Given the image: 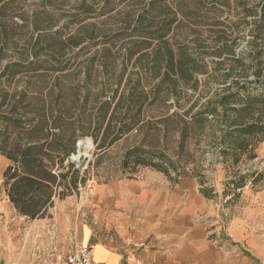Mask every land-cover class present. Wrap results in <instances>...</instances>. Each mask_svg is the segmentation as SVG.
<instances>
[{"label":"trees","instance_id":"16d2710c","mask_svg":"<svg viewBox=\"0 0 264 264\" xmlns=\"http://www.w3.org/2000/svg\"><path fill=\"white\" fill-rule=\"evenodd\" d=\"M123 1H79L69 18V24L78 27L67 36L65 25L53 29L59 19L50 9L60 7L61 0L33 3L20 17V24L35 33L26 46L32 57L4 64L9 3L0 5V155L8 160L2 188L15 210L28 219L45 217L55 197L72 195L89 179L88 172L79 178V168L70 161L83 136L93 140L99 161L102 151L134 134V142L122 153L121 172L149 167L177 183L188 167L198 180L199 193L208 199L215 193L201 174L205 153L234 166L253 159L256 144L264 141V4L260 11L245 10L256 18L242 19L250 25L248 47L236 52L238 39L230 41L222 34L211 42L194 38L191 44L173 45L169 40L178 13L195 17L200 9L215 11V0ZM116 8L119 25L96 27L94 21L114 17L109 14ZM241 24L226 25L238 30ZM85 40L100 47L88 58L86 77L68 103L58 81L46 92L37 82L13 83L19 74L67 71L71 64L64 55ZM45 50L48 53L41 56ZM96 62L104 79L93 91L89 83ZM210 81L221 86L203 102L160 112V96L177 101L182 87L194 92ZM152 108L156 114L150 113ZM263 177L264 167L232 171L224 184L231 196L227 202L238 197L248 181L255 184Z\"/></svg>","mask_w":264,"mask_h":264},{"label":"rangeland","instance_id":"374dc122","mask_svg":"<svg viewBox=\"0 0 264 264\" xmlns=\"http://www.w3.org/2000/svg\"><path fill=\"white\" fill-rule=\"evenodd\" d=\"M61 1L60 7L50 9L52 14L59 19L58 24L53 29L55 30L65 25V36H67L72 34L78 27V24H69V18L74 12L73 7L81 0ZM115 1L118 2V0ZM178 1L174 0V2ZM4 2L9 3L5 13L6 16H4L9 32L7 33L8 44L3 49L1 64L31 58L32 54L27 50L26 46L28 45L27 41L35 37V33L31 27L20 24L22 23L20 17L24 11H29L33 7L32 4L38 3L39 0H0V5ZM123 2L122 5L128 3L129 0H124ZM214 3L215 11L205 12L200 9L195 17L183 16L178 13L177 21L169 34L170 42L173 45L191 44L194 38L207 39V42H211L219 34H222L230 41L234 38L238 39L235 46L236 52L247 48L250 25H245L242 19L252 21L256 17L248 16L245 10L260 11L264 0H215ZM122 5L120 4L119 7H122ZM118 9L116 8L109 14L114 15V17L107 20L102 17L94 21L96 27H116L119 25L120 17L115 16ZM11 19L16 21V23H13ZM102 20H105V24L97 23ZM90 21L92 19L87 22ZM228 21H234L237 24L242 22V24L236 30L233 27H227ZM90 44L92 43L85 40L79 47L66 52L63 58L69 59L71 67L65 72L38 71L32 74H19L12 81L17 85H22L26 81L37 82L45 87L43 89L44 92L48 91L58 81L62 89L63 100L68 103L71 100L72 93L77 88L76 86L83 83L86 77L85 66L88 58L100 47L90 46ZM46 53L48 52L45 50L41 53V56H45ZM214 59L217 58L214 57ZM101 70L98 62H96L91 82L89 83L93 91H96V83H100L104 79ZM202 77H205V75L197 76V78ZM220 86V84L210 81L206 88L200 85L198 90L194 92L182 87L177 101L170 96H160L157 102L160 106L159 110L160 112L171 113L179 107L185 109V107H188L196 100L201 103ZM150 113L156 114L157 110L152 108ZM88 139L92 143L90 149L86 148ZM78 141L84 143L83 147L80 148L82 154L73 162L76 164L75 167L79 168V178L86 177L85 172H88L89 179L86 180L84 185L79 184L72 195L62 199L55 197L47 215L41 220L45 225L34 226L30 234L28 228L35 223V219H28L20 215L16 210L12 211L10 216V226L14 230L15 238L20 241L27 239L24 246L34 259H44L45 264H49L57 257L63 258L67 252L69 253L74 248L85 245L81 244V236L83 228L88 232L86 226L89 227L91 234L99 240H105V242L112 240L115 242L114 246L120 247L118 235L113 229H104L102 223L105 224L108 221L111 224H115L119 215H127L129 222L134 221L135 218L140 221L144 216L145 210L150 207L156 213L159 223H167L168 225L179 226L184 229L187 226L196 225L197 227L199 223L202 224L206 239L209 241H220L222 246L224 244H232L229 241L228 234L232 229L234 219L245 217L251 224L247 230L248 234L246 235L244 232V235L238 239L242 242L238 244L237 254H233L227 249L223 252L220 262L206 261L204 264H264V262H259L253 258L251 255L253 251L247 245V243L254 241L261 235L258 223L263 220L264 215V211L261 208L264 204V177L255 184L248 181L244 187L238 190V197L230 202L227 201L231 196L228 195L224 187L225 182L231 178L232 171L246 173L263 169L264 141L256 144L254 149L255 157L253 159H242L234 166H231L229 162L223 163L211 160L212 156L209 153H205V158L200 161L201 174L205 185L212 187L214 189L213 193H215L212 199L201 196L205 201V211L202 209L201 204L195 202L198 197L196 186H199V183L197 178L190 176L188 167L184 170L187 174L182 176L177 183L169 180L161 172L149 167H137L132 174L121 172L119 163L122 153L134 142V134L125 136L102 151L101 153H104V155L99 161L97 155L94 154L95 145L89 136L79 138L76 143ZM76 152L77 147L72 155H75ZM0 187L2 188V179ZM131 187L136 192V203L134 198L128 200V203L126 202L129 207L132 206L130 211H127L126 203L123 202L119 205L113 198L111 199V194H107V192L113 190L125 191V189ZM66 224L71 225L69 230L65 229ZM251 232H254V238ZM134 233L135 229L133 227L127 229L126 236H128L129 242H121L123 244L127 243L130 249L135 248V245H133ZM185 234L187 235V232H184L183 235ZM191 234L188 236H191ZM192 236L197 238L201 234L193 233ZM67 247H69V250L66 249ZM189 264H203V262L197 261Z\"/></svg>","mask_w":264,"mask_h":264},{"label":"crops","instance_id":"0c3cea01","mask_svg":"<svg viewBox=\"0 0 264 264\" xmlns=\"http://www.w3.org/2000/svg\"><path fill=\"white\" fill-rule=\"evenodd\" d=\"M7 165L8 160L0 155V182ZM196 187L198 197L195 202L201 204L202 209L205 211V201L199 193V186ZM107 194H111V199L113 198L119 205L123 202L128 203V200L133 198L136 203V192L133 187L127 188L125 191L113 190L107 192ZM126 207L127 211H130L132 206L129 207L127 204ZM261 208L264 211V204ZM12 211L14 212L15 208L0 187V264H45L44 259H34L26 251L24 243L27 239L20 241L15 238L14 230L10 226ZM143 214L144 216L140 221L135 218L134 221L129 222L127 215H119L115 224H111L108 221L105 224L102 223L104 229H113L115 231L119 238L120 247L114 246L115 242L112 240L108 242L99 240L91 234L88 226H86L88 232L84 228L82 230L81 244L88 245L91 248L92 258L101 264H189L190 262L197 261L203 262V264L206 261L217 263L221 261V256L227 249L233 252V254H237L238 244L242 242L238 239L244 235V232L246 235L248 234L247 230L251 224L245 217L235 218L232 229L228 234L229 241L233 245L224 244L222 246L220 241H209L206 239L203 225L200 223L197 227L193 225L192 227L187 226L184 229L179 226L168 225L167 223H159L153 208L148 207ZM41 220L42 218L35 219V223L28 228L29 234L34 226L45 225ZM70 226V224H66L65 229L69 230ZM131 227L135 229L133 237L135 248L132 249L128 248L127 243H121L122 241L129 242L126 231ZM258 229L261 235L259 234L260 236L257 239L247 243V245L253 251L251 253L253 258L259 262H264V215L263 220L258 223ZM184 232H187V235H183ZM190 233L201 234V236L197 238L192 236V234L188 236ZM251 233L254 238V232ZM66 249L69 250V247ZM60 259L61 257H57L52 262H58Z\"/></svg>","mask_w":264,"mask_h":264},{"label":"built area","instance_id":"2783aa9c","mask_svg":"<svg viewBox=\"0 0 264 264\" xmlns=\"http://www.w3.org/2000/svg\"><path fill=\"white\" fill-rule=\"evenodd\" d=\"M49 264H101L94 260L91 255V248L88 245H80L73 251L66 253L58 262Z\"/></svg>","mask_w":264,"mask_h":264},{"label":"water","instance_id":"95a60500","mask_svg":"<svg viewBox=\"0 0 264 264\" xmlns=\"http://www.w3.org/2000/svg\"><path fill=\"white\" fill-rule=\"evenodd\" d=\"M83 145H84V143H83L82 141H78V142L76 143L77 152H76L75 155H71V156H70V161H71V162H73L75 159H77V158H79V157L81 156L82 153H81V151H80V148L83 147ZM91 146H92V143H91L90 139H88V143H87V145H86V148H87V149H90Z\"/></svg>","mask_w":264,"mask_h":264}]
</instances>
